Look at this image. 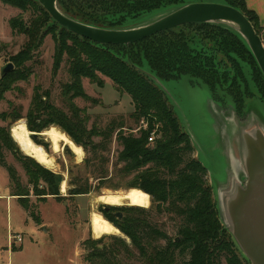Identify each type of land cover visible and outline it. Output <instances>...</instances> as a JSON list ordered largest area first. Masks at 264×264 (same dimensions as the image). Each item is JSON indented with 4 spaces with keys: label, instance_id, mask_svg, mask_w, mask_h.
Listing matches in <instances>:
<instances>
[{
    "label": "trees",
    "instance_id": "16d2710c",
    "mask_svg": "<svg viewBox=\"0 0 264 264\" xmlns=\"http://www.w3.org/2000/svg\"><path fill=\"white\" fill-rule=\"evenodd\" d=\"M1 1L25 11L33 10L37 15L28 24L21 19L11 21L13 28L26 33L27 41L25 50L12 59L14 69L4 75L0 72V102L12 84L26 79L31 73V67L25 63L32 58L31 52L39 43L37 41L42 22L51 20L52 24H58L63 39L71 41L67 45L61 38L58 45L67 55L70 81L63 84L62 96L69 101V111L53 103L50 89L37 88L26 116L22 107L17 105L0 112V119L7 123L0 125V165L9 173L11 195L19 200L35 222L41 224L42 219L34 210V204H30L31 197L35 196L38 201H46L48 197L62 199L60 186L63 177L24 153L12 135L11 125L26 118L27 128L31 132L39 133L38 136L32 135V139L35 143L44 145L47 151L50 150V143L42 141L41 133L52 126H58L87 151L91 145L97 160L104 164L108 161L103 156L108 145L105 141L112 138L118 130L117 139L124 148L119 155V163H123L122 171L136 173L130 188L147 192L153 205L151 208L114 207L113 210L123 213L122 219L103 211V215L131 242L118 235H106L99 239L91 237L85 241L87 261L90 264H133L136 259L140 264H177L178 256L190 252V259L182 264H221L220 256L223 254L228 264H250L222 229L212 189L206 184L207 167L195 157L186 160L187 155L194 150L190 134L182 129L166 93L141 70H146L164 81L181 75L194 76L210 88L214 97L217 96V88L226 89L237 111H242L247 92L246 84L243 86L241 83L245 81L243 77H239L237 72L236 79H231L227 68L218 66L222 63H217L216 57H206V49H191L186 34L183 31L177 33L176 30L201 28L204 31L203 37L214 40L215 45L222 46L221 50H226L228 54L235 52L242 58L247 56L256 66V70L260 71L259 84L264 91V75L244 40L222 25L189 23L159 32L131 44L129 48L125 45L100 44L61 26L36 0ZM189 2L193 0H58V7L65 14L91 25L124 28L127 19H136L143 13L168 6L171 11ZM224 2L240 9L264 40V27L257 13L248 8L246 0ZM110 13L112 18L117 19L109 20L107 14ZM228 57L230 61H234L229 55ZM58 67L57 62L56 69ZM100 74L110 78L122 95L127 93L131 96L134 105V111L130 115L132 119L137 123L147 120L148 128L142 130L140 136H124L121 129L125 126L124 122L116 125V121H113L109 129L98 132L87 128V116L73 100L82 97L97 103L84 90L83 79L88 78L92 83L104 87ZM154 129L158 137L150 147L148 137ZM94 133L101 136L103 141L94 143L91 140ZM5 150L11 152L23 166L28 178L26 184L15 166L7 162ZM98 151H101L100 155H97ZM164 171L172 177H163ZM71 185L69 194L72 197L92 191V185L88 181L82 183L79 178L74 179ZM165 211L175 212L183 217L184 222L179 229L180 239L170 237L152 221L153 213L159 215Z\"/></svg>",
    "mask_w": 264,
    "mask_h": 264
},
{
    "label": "rangeland",
    "instance_id": "374dc122",
    "mask_svg": "<svg viewBox=\"0 0 264 264\" xmlns=\"http://www.w3.org/2000/svg\"><path fill=\"white\" fill-rule=\"evenodd\" d=\"M193 1L224 2V0ZM170 9V6L163 7L143 13L136 19H127L124 27L149 23L165 15ZM36 15L37 13H34L33 10L25 11L0 0V69L9 62L13 63L12 59L26 48V33L13 28L11 21L21 19L28 24ZM111 16V13L107 14L109 20L117 19ZM42 25L37 41L39 43L31 52L32 58L25 63L31 67V73L26 79L11 85L0 102V112L8 111L12 105H17L22 107L23 114L26 116L32 106L37 88L40 90L50 89L53 103L59 108L69 111V101L62 96V86L70 81V75L66 61L67 55L58 47L59 41L61 38L63 39L60 27L58 24H52L51 20L42 22ZM182 31L186 34L191 49H206V53H208L206 57H216V62L222 63L218 66H225L231 79H236L238 72L239 77L242 76L245 80L244 82L241 80V83L242 85L246 84V90L249 93L248 95L247 92L245 93V104L242 111H237L236 108L235 111L233 99L226 89L217 88L215 94L217 96L214 97L210 88L201 79L191 75L161 80L166 91L160 87L173 106L182 129L194 138L192 140L194 150L187 155L186 160L189 157H195L207 166L206 184L212 189L222 229L226 231V237L237 246L227 224L219 215L220 194L218 195V192L225 189L234 176H241L244 172H238L239 175H237V170L231 164L228 166L229 148L227 142L224 147L222 143L220 144L218 137L221 134L218 131L224 132L229 127V130L236 132L237 124H246L249 121L252 122L253 119L264 127V91L259 84L260 71L256 70V66L247 56L242 58L232 51L228 54L226 50H221L222 46L215 45L214 40H206L201 28L189 27L176 30L177 33ZM64 41L67 45L71 44L70 40L63 39ZM228 55L235 62L230 61ZM57 62L59 67L56 69ZM145 68L148 66L145 65ZM100 77L104 80V87L92 83L88 78L83 79L84 90L90 97L96 99L97 103L82 97L73 100L87 116V128L98 132L109 129L113 121H116V125L124 122L125 126L121 128L124 136H140L141 131L148 128V124L145 119L137 123L131 118L130 115L134 111L131 96L127 93L122 95L110 78L102 74ZM20 121L26 123V118L16 121L11 127L13 128ZM5 124L7 123L0 119V125ZM52 127L63 132L58 126ZM117 132L118 130L112 138L105 141L108 144L107 149L103 151V156L108 160L106 164L97 160L91 145L87 151L83 146L77 145L65 132L63 133L78 146L80 154H77L69 144L53 141L47 135L42 136V141L50 143V150L47 151L42 144L38 145L43 147L53 161L52 165L45 166L62 175L63 181L60 189L63 198L56 200L54 197H48L46 201H38L35 196L31 197L30 204H34V210L41 216V224L35 222L18 199L11 198L10 176L7 169L0 165V264H90L86 258L88 250L85 247V241L87 239L118 235L125 237L129 243L131 242L120 229L119 233L96 237L91 224L92 213L99 212L103 215V207L107 205L100 201L99 197L108 192L126 191L130 189L135 180L136 173H124L122 171L123 163H119V155L124 148L121 141L117 139ZM30 137L32 139V135ZM157 137L156 129H154L148 137V146H153ZM91 140L94 143L103 141L102 137L95 133L91 136ZM20 149L23 151L21 146ZM100 153L101 151H98L97 155ZM5 155L7 162L15 166L23 183L26 184L28 178L23 166L8 150H5ZM239 169L241 170L240 166ZM162 176L172 177L167 171H164ZM215 176H218V182L215 180ZM230 177L231 179H229ZM76 178L81 179L82 183L88 181L92 185V191L72 197L69 191L72 188L71 182ZM63 183L65 184L64 190H62ZM152 205L151 201L146 208H151ZM110 206L113 209L114 207L126 208L132 205ZM151 218L170 237L180 239L179 229L184 222L182 216L175 212L165 211L159 215L153 213ZM162 243L166 244V242ZM237 248L239 249L238 246ZM189 259L190 252H187L183 256H178L177 264H182ZM220 261L221 264H228L224 254L220 256ZM133 264H140V262L134 259Z\"/></svg>",
    "mask_w": 264,
    "mask_h": 264
},
{
    "label": "water",
    "instance_id": "95a60500",
    "mask_svg": "<svg viewBox=\"0 0 264 264\" xmlns=\"http://www.w3.org/2000/svg\"><path fill=\"white\" fill-rule=\"evenodd\" d=\"M38 2L56 22L72 32L100 44L125 45L127 48L159 32L189 23L222 25L244 40L264 75L262 37L240 9L225 2H189L149 23L124 28H104L79 21L64 13L58 7V0ZM13 69L14 64L9 62L1 67L0 72L4 75ZM141 70L166 91L158 77ZM251 121L237 124L236 132L229 130V127L224 132L218 131L221 134L218 137L220 144L224 147L227 142L229 148L228 166L231 164L237 170V175L244 172L241 176H234L228 186L218 192L219 215L249 263L264 264V127L257 120ZM41 134L45 135L44 132ZM31 135L38 136L39 133L31 132ZM190 136L193 140V136ZM215 180L219 181L218 176H215ZM116 216L122 219L123 213L120 211Z\"/></svg>",
    "mask_w": 264,
    "mask_h": 264
},
{
    "label": "bare ground",
    "instance_id": "6f19581e",
    "mask_svg": "<svg viewBox=\"0 0 264 264\" xmlns=\"http://www.w3.org/2000/svg\"><path fill=\"white\" fill-rule=\"evenodd\" d=\"M12 133L26 154L34 157L36 160L46 166L53 164V161L48 156L43 147L36 144L31 139V131L27 128V125L24 121H20L14 125L12 128ZM44 134L53 141H62L65 144H69L77 154L81 153L78 146L65 133L59 131L58 129L52 127L46 130ZM64 189L65 184L63 183L62 190ZM99 200L106 204L115 206L128 204L132 206L148 207L151 203L150 195L139 188H131L126 191L108 192L100 196ZM91 224L93 233L96 237H100L105 234L119 233V229L99 212L92 213Z\"/></svg>",
    "mask_w": 264,
    "mask_h": 264
},
{
    "label": "crops",
    "instance_id": "0c3cea01",
    "mask_svg": "<svg viewBox=\"0 0 264 264\" xmlns=\"http://www.w3.org/2000/svg\"><path fill=\"white\" fill-rule=\"evenodd\" d=\"M246 4L249 9L257 13L260 23L264 27V0H246ZM10 196L11 198L17 199L15 196Z\"/></svg>",
    "mask_w": 264,
    "mask_h": 264
},
{
    "label": "flooded vegetation",
    "instance_id": "af4514ba",
    "mask_svg": "<svg viewBox=\"0 0 264 264\" xmlns=\"http://www.w3.org/2000/svg\"><path fill=\"white\" fill-rule=\"evenodd\" d=\"M103 209H104V211L111 213V214H115V215H116V213L120 212L118 210H113L111 208V206H109V205L104 206Z\"/></svg>",
    "mask_w": 264,
    "mask_h": 264
}]
</instances>
